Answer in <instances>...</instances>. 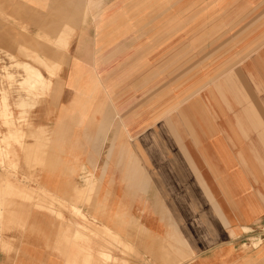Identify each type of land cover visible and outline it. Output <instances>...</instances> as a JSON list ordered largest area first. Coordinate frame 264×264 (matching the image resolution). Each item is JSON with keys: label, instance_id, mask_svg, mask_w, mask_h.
Instances as JSON below:
<instances>
[{"label": "crops", "instance_id": "1", "mask_svg": "<svg viewBox=\"0 0 264 264\" xmlns=\"http://www.w3.org/2000/svg\"><path fill=\"white\" fill-rule=\"evenodd\" d=\"M24 45L48 86L10 95L0 178L80 217L16 200L0 264H264V0H0Z\"/></svg>", "mask_w": 264, "mask_h": 264}, {"label": "rangeland", "instance_id": "2", "mask_svg": "<svg viewBox=\"0 0 264 264\" xmlns=\"http://www.w3.org/2000/svg\"><path fill=\"white\" fill-rule=\"evenodd\" d=\"M200 17H202V15H199V18ZM205 34V30L200 31V41H202L203 37H205ZM0 50L4 51L9 56L11 61L9 67H7L9 69H7V75L3 77L2 81H0V118L3 119V125H5L7 128H14V126H12V124L8 122L9 120L13 121V119L16 117V113H14V110L10 109L9 103V97L12 92L14 90L24 92L26 91L29 95L38 96V92L46 89L48 83L39 69L42 67L44 68V65L34 59L35 53H33L30 48H28L26 45L19 47L17 51L11 49L9 50L8 48L6 49V47L3 46H0ZM38 72L42 74L41 77L38 76ZM5 83H7V91L4 89ZM24 105L25 104H22V107L20 106L22 109L20 111V118L26 121V116L28 112L26 111V109H24ZM5 122L9 125L5 124ZM17 128L20 130L21 133L18 131H14L6 137L3 136V131H0V166H2L3 168H5L6 165L10 166L12 170H16L17 168V155L13 144H16L19 151H21L22 153H27L24 141H26L32 136L26 135L25 133L22 134V129L19 127ZM45 149V144L40 142L39 147H36V149L34 150V158H30L28 154V156H26V158L24 159V164L28 166L43 165L39 156L41 154H45V152L42 153ZM4 160H6L7 163L4 162ZM9 176L10 175H7L6 178H0V233H3L13 228L12 226L14 225V221L11 215L15 213L16 208H20V206L15 205L16 200L24 202V205H34L33 207L39 210L46 211L50 208V212L56 213L59 217H62V214L64 212L73 214L76 217H80V210L77 206L81 199H74L72 205H70V203H65L59 199H55L53 204L52 200L48 201L47 195L42 189L40 190L39 196L33 195L34 190L31 188L25 189V191L23 190L22 193L17 192L16 190L11 191L9 190V188L13 187V185H10V177H16V174L13 173L10 177ZM76 179L78 181H84L85 177H77ZM28 182H31V179H28ZM261 230L262 229H256V231L252 233H246L244 241L242 242L243 245L257 247L259 238L255 239V237L261 234ZM261 235H263L264 239V233ZM250 243H252L254 246Z\"/></svg>", "mask_w": 264, "mask_h": 264}, {"label": "built area", "instance_id": "3", "mask_svg": "<svg viewBox=\"0 0 264 264\" xmlns=\"http://www.w3.org/2000/svg\"><path fill=\"white\" fill-rule=\"evenodd\" d=\"M10 62L11 61H10L9 56L4 51L0 50V81H2L3 77L7 75V69H8L7 67H9ZM257 229H262L261 234L264 233V225L257 228ZM254 231H256V229H248V231L244 230V233H249V232L252 233ZM261 234H259L258 236L255 237V239L259 238V242H258L257 246H259L262 243V241L264 240L263 235H261ZM250 244H252V243H250ZM254 247H256V246H254Z\"/></svg>", "mask_w": 264, "mask_h": 264}, {"label": "bare ground", "instance_id": "4", "mask_svg": "<svg viewBox=\"0 0 264 264\" xmlns=\"http://www.w3.org/2000/svg\"><path fill=\"white\" fill-rule=\"evenodd\" d=\"M37 74H38V76H39V77H41V76H42V74H41L40 72H38Z\"/></svg>", "mask_w": 264, "mask_h": 264}]
</instances>
